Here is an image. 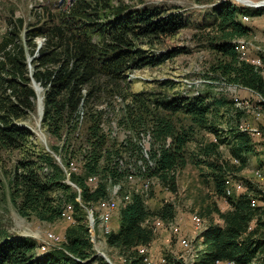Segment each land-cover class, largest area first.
<instances>
[{
    "label": "trees",
    "instance_id": "1",
    "mask_svg": "<svg viewBox=\"0 0 264 264\" xmlns=\"http://www.w3.org/2000/svg\"><path fill=\"white\" fill-rule=\"evenodd\" d=\"M248 9H240L232 0L211 3L205 24L216 34L208 35L205 42L214 56L209 78L256 93L264 116L262 68L241 59L234 42L251 32L239 21ZM42 17V24L39 20L26 31L23 19L12 21L11 30L0 41V151L20 153L10 183L12 200L22 216L56 222L63 219L64 207L70 203L74 222L65 230L63 249L47 252H39L38 240L30 235L0 230V264H109L95 254L87 211L96 215L97 204L107 199L113 185L127 184L132 171L143 182L157 179L176 192V171L189 160L195 166H206L215 194L229 203L225 210L216 204L206 208L209 223L201 236L206 251L200 264H264L261 185L247 181L236 197L225 193L229 174L247 165L252 144L248 132L238 126L224 131L217 119H221L220 109H225L231 115L235 112L237 121L242 109L222 93H177L161 98L145 93L129 95L120 84L125 70L159 65L181 52L143 49V45L156 46L160 39L184 28L180 15L164 13L158 5L132 7L122 0L117 5L112 0H73L69 5L66 0L61 4L50 0L43 5ZM38 38L43 39V46L37 51ZM33 80L44 91L41 125L57 141L50 145L56 154L22 126L36 111ZM116 96L122 99L120 105ZM178 113L189 119V125L173 118ZM113 119L129 132L123 141L112 136ZM195 130L205 131L215 140L202 145ZM141 133H148L151 139L149 159L144 157L141 141L139 144ZM144 138L142 135L141 140ZM190 143L194 144L192 151L187 149ZM222 144L228 145L229 160L219 154ZM77 160L79 170L68 175L66 169ZM93 176L99 180L94 188L88 184ZM145 201L144 195L132 194L120 210V227L106 235L107 243L126 256L127 264H145L140 248L149 246L155 235L146 225L148 220L173 222L175 218L172 202L150 210ZM213 213L219 222L210 218ZM167 256V264H182L171 253Z\"/></svg>",
    "mask_w": 264,
    "mask_h": 264
},
{
    "label": "rangeland",
    "instance_id": "2",
    "mask_svg": "<svg viewBox=\"0 0 264 264\" xmlns=\"http://www.w3.org/2000/svg\"><path fill=\"white\" fill-rule=\"evenodd\" d=\"M48 1L0 0V41L11 30L12 26L10 23L16 19H23L25 21L24 30L38 25V21L41 20L42 17L43 5H47ZM54 1L61 4V0ZM122 1L129 3L132 7L158 5L164 10V13L178 14L186 23V26L180 29L174 36L160 39L158 45L153 47L143 45V49H146L148 52H163L172 50V48H174V51L178 49L181 52L159 65L125 70L123 72V81L120 83L123 85V92L129 95L145 93L150 94L148 95L150 97L163 98L177 93L184 96H194L208 91L213 92L214 95L222 93L226 95L228 99H231L232 102L234 100L236 107L242 109V112L240 111L242 114L239 119L237 121L235 120V112L231 115L229 112H226L225 109H220L219 115L221 119H217V122L220 121V126L224 131L230 126H238L237 128L241 131L248 132L251 135L252 150L247 153V165L240 171L231 172L227 178L232 181L230 198H234L242 192L245 189L247 181L253 182L256 187L261 185V189L264 190V130L261 129L264 125V116L262 114V108L259 105L260 98H257L244 88L226 85L224 82L209 78L213 75L210 67L214 61V56L213 52L206 48L205 42L208 35L211 36L216 33L213 31V27H209L205 23L210 19L208 12L211 3H218V1L220 2L222 0ZM232 1L236 3L240 9L249 8V12H243L241 14L239 21L246 25L251 32L246 37L235 39L234 41L238 45L237 48L240 57L252 64H257L256 61L253 60L258 61L259 59L264 74V2L261 3L264 0H251L253 2L252 4L246 1ZM120 2L121 0H112L114 5ZM49 5L52 7L51 4ZM256 10L261 11L255 12ZM244 17H249V20L246 18L244 19ZM43 21L42 19L39 23L42 24ZM24 30H21L22 36L26 31ZM36 42L38 44L36 50L38 51L43 46V39L38 38ZM31 58L32 57H30L29 60ZM165 81L169 83L165 85L163 83ZM38 90L40 89L37 88L36 92ZM37 96L36 111L33 113L31 112L22 125L32 130L36 142L43 145L45 149L52 150L50 145L57 143V141L54 140L41 125L44 108L43 89H41L40 93L37 92ZM115 102L120 105L122 99L116 96ZM157 112L164 114L160 110ZM183 117L184 116L179 113L173 115L174 119L180 118L184 125H189V119ZM110 127L112 129V136L117 137L119 140L123 141L126 135L129 134V132L122 130L118 126L117 119L111 121ZM195 132L196 139L201 141L202 145H206L215 140L212 135L205 131L195 130ZM83 135L84 134H82V136ZM142 135L145 136L143 140H141ZM140 141L144 149H150L151 139L148 133H141L139 144ZM187 149L190 151L194 150V144H188ZM228 149L227 144H222L219 147V154L224 159L229 160L230 153ZM54 154L56 153L54 152ZM19 157L20 153L17 150L0 151V230L11 234L30 235L34 237L38 240L39 252H42V247L45 248L44 252L57 248L63 249L65 230L67 226L71 224L70 222H74V220L69 221L60 219L56 222H48L36 216L25 217L18 212L12 200L10 175L14 169L15 161ZM57 158L59 159V157ZM127 160V157L124 156V161L126 162ZM77 161L73 162L70 167H76L79 170L80 163L79 160ZM189 161L183 168L177 169L176 171L178 180V190L176 192L165 189V186H163L159 180L151 179V193L149 191V199L146 200L149 201H145L147 208L155 210L159 203L161 204L168 201L174 204L176 211L173 222H165L160 219L157 220V218H151L146 222V225L151 227L155 234L160 231H167L170 234L169 242L175 245V248H170V250L162 252L158 256L155 255L150 245L154 264H167L168 261L163 263L162 260L164 258L168 259V253H171L174 259L182 261V264H195V259H197L196 264H200L203 254L206 251L202 241L203 237H201L209 222V217L205 214L206 208L212 204H216L222 210L229 207L226 201L227 198L215 194L213 181L206 175V166L204 164L201 165V167L195 166ZM255 171H259L261 175L256 174ZM66 172L69 175L68 169H66ZM98 181L99 180L96 178L95 181L88 184L94 188ZM240 183H243V185H238ZM115 185L111 187L108 199L115 187L118 186L117 184ZM142 185L143 181L138 176L135 177L132 182L129 181L127 184L121 183V192L118 198L115 199L120 206L118 211L121 210L125 204L123 198L126 195L131 196L135 192H140L139 190H141ZM72 186L77 189L74 184ZM136 189L138 192L135 191ZM64 208V211H66L68 215H72L73 206L70 203L66 204ZM95 209L96 215H94L93 212L87 211L89 228L92 234L91 240L93 242L95 254L104 257L109 264H127L123 258L126 256L121 255L118 248L110 246L107 243V236L105 235L102 220L97 214V207ZM180 213L186 214L187 224L185 220L183 223ZM117 215L119 216V213L116 211L114 217ZM211 217L215 222L220 221L215 213L210 215V218ZM197 218L201 220L199 225L196 223ZM113 219L111 220L112 229ZM157 221H161L165 224V227L159 225ZM175 228L180 229V235L175 234L173 231ZM182 239H185L186 245L182 244ZM91 264L98 263L92 262Z\"/></svg>",
    "mask_w": 264,
    "mask_h": 264
},
{
    "label": "bare ground",
    "instance_id": "3",
    "mask_svg": "<svg viewBox=\"0 0 264 264\" xmlns=\"http://www.w3.org/2000/svg\"><path fill=\"white\" fill-rule=\"evenodd\" d=\"M247 19V20H249V17H244V19ZM253 61H256V63L258 64H254V65H256V66H258V67H261V61L258 59V61L257 60H253ZM40 90H38L37 92L38 93H40L41 92V88L40 87H38ZM256 132V131H255ZM258 133V132H257ZM149 153H150V149L148 150V149H143V154H144V157L146 158V159H149ZM148 161V160H147ZM144 162V161H143ZM147 163V162H146ZM150 163V165L151 166H153V162H149ZM145 164V163H144ZM149 165V166H150ZM121 167V166H120ZM78 169L76 168V167H70V169H69V173L71 172V171H77ZM141 170H142V168H141ZM132 174H130L129 175V177H128V182L130 181H132V180H134L135 179V175H133V171L131 172ZM255 173L256 174H258V175H261V173L259 172V171H255ZM96 180V177H89V179H88V183L90 184V183H92L93 181H95ZM144 184L142 185V191H141V193H142V195H144V197H148L149 195H148V193H149V189H150V187H151V179H146L144 182H143ZM70 184V183H69ZM226 187H225V193H226V196H230L231 195V188H232V181L230 180V179H227L226 180ZM71 185H73V183L71 182ZM118 186L117 187H115V189H114V191H112V193H111V196H110V198L108 199V197H107V199H106V209H105V211H103L102 213H100L99 214V217L101 218V220H102V223H103V227H104V231H105V235H107V234H109L112 230H111V227H110V225H109V221L111 220V218H112V216H113V213L116 211V210H118L119 209V204H117V202H116V200L115 199H117L118 198V195H119V193L121 192V189H122V187H121V183H119V184H117ZM238 185H242V183H240V184H238ZM116 186V185H115ZM133 188H135V187H133ZM165 189H167V188H165ZM168 190V189H167ZM109 196V195H108ZM123 200H124V206L128 203V202H130L131 201V196L130 195H126L124 198H123ZM123 206V207H124ZM63 219H66V220H69V221H72L73 220V218H72V216L71 215H68V213L66 212V211H64V213H63ZM196 223L199 225L200 223H201V220L199 219V218H197L196 219ZM174 232H175V234H177V235H180L179 234V232H180V229L179 228H175L174 230H173ZM55 240H57L55 237H53ZM181 240V239H180ZM182 244L183 245H186L187 243H186V241H185V239H182ZM45 250V248L44 247H42V251H44ZM140 254L143 256V257H145V261H146V258H147V255H148V249H147V247H143V248H141L140 249ZM163 261V263L165 262V260L163 259L162 260ZM229 264H234V263H229Z\"/></svg>",
    "mask_w": 264,
    "mask_h": 264
},
{
    "label": "crops",
    "instance_id": "4",
    "mask_svg": "<svg viewBox=\"0 0 264 264\" xmlns=\"http://www.w3.org/2000/svg\"><path fill=\"white\" fill-rule=\"evenodd\" d=\"M246 91L252 93L254 96H256L258 98V95L256 93H253L251 90L249 89H245ZM128 182V181H127ZM132 182V181H131ZM135 191L138 192V190L136 189ZM140 192H138L139 194L142 195L141 191H142V187H141V190H139ZM149 199L146 198V200ZM149 201V200H148ZM146 201V202H148ZM227 201V200H226ZM228 203V201H227ZM229 204V203H228ZM160 205V203H159ZM159 205L157 207H159ZM106 209V200L105 201H101L97 204V214L99 216L100 213H102L103 211H105ZM118 213H120V210H116ZM116 211L113 213V216L111 218V220L113 219ZM181 215V218H182V221L184 223V220H185V223L187 224V216L186 214H183V213H180ZM190 217V216H189ZM205 218V217H204ZM111 220L109 221V225L111 227V230L113 231L114 230H117L119 227H120V220H119V216H115L114 219H113V229H112V226H111ZM157 220H159L157 218ZM159 225L165 227V224H163L161 221H157ZM209 223V222H208ZM167 230V229H166ZM170 240V234L167 232V231H160L158 233H156L153 238L151 239L150 241V245H151V248L152 250L154 251L155 255L158 256L159 254H161L162 252H166L168 250H170V248H175V245L171 244L169 242ZM202 240V238H201ZM203 241V240H202ZM201 241V242H202ZM150 245L147 246V249H148V255H147V258H146V261H145V264H154L153 263V256L151 254V250H150ZM205 246V245H204ZM206 248V247H205ZM141 249V248H140Z\"/></svg>",
    "mask_w": 264,
    "mask_h": 264
},
{
    "label": "water",
    "instance_id": "5",
    "mask_svg": "<svg viewBox=\"0 0 264 264\" xmlns=\"http://www.w3.org/2000/svg\"><path fill=\"white\" fill-rule=\"evenodd\" d=\"M234 1H240V2H242V1H246V2H248V3H250V4L253 3L251 0H234ZM263 2H264V1H262L261 3H263ZM261 3H260V4H261ZM31 59H32V58H31ZM31 59H30V60H31ZM33 87H34L35 90H37L38 87H40L41 89H43V88L40 86L39 83L35 82V80H33ZM22 126H25V125H22ZM25 127L28 128V129H30V128L27 127V126H25ZM48 150H49V149H48ZM68 183L71 184L70 181H68Z\"/></svg>",
    "mask_w": 264,
    "mask_h": 264
},
{
    "label": "built area",
    "instance_id": "6",
    "mask_svg": "<svg viewBox=\"0 0 264 264\" xmlns=\"http://www.w3.org/2000/svg\"><path fill=\"white\" fill-rule=\"evenodd\" d=\"M264 191V190H263Z\"/></svg>",
    "mask_w": 264,
    "mask_h": 264
}]
</instances>
